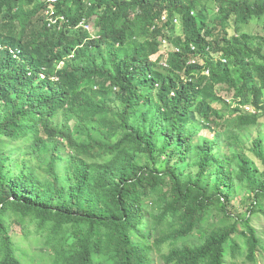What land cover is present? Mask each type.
Instances as JSON below:
<instances>
[{
	"label": "trees",
	"instance_id": "16d2710c",
	"mask_svg": "<svg viewBox=\"0 0 264 264\" xmlns=\"http://www.w3.org/2000/svg\"><path fill=\"white\" fill-rule=\"evenodd\" d=\"M255 19L264 0H0V264L264 258Z\"/></svg>",
	"mask_w": 264,
	"mask_h": 264
},
{
	"label": "rangeland",
	"instance_id": "374dc122",
	"mask_svg": "<svg viewBox=\"0 0 264 264\" xmlns=\"http://www.w3.org/2000/svg\"><path fill=\"white\" fill-rule=\"evenodd\" d=\"M215 14V12H212ZM264 23V19L262 20H253L251 21L246 27H243V31H247L249 33H254V31H257V29H259V26H262ZM89 25V24H88ZM93 30V27L92 25H89V31H92ZM180 30V28H179ZM259 32H263V29H261ZM165 50H168L170 47H161ZM206 73H208L206 71ZM228 101H230L231 103V100L229 99ZM215 106H219V104H214ZM244 134L245 133H248L251 135L252 138L250 139H254V137L256 136H260L263 138V145H264V116L262 118H260V121L259 123L256 125V126H253L251 127L250 129H247V130H243L242 131ZM204 134H206L207 132H203ZM208 136H211V135H208ZM216 150L218 151H221L222 153H228V150L224 144V140L221 141L220 143V147H217ZM252 166H253V163H252ZM195 168L192 167V168H187V171H194ZM214 178V176L212 177V179ZM242 192H246L244 189L242 190ZM240 193L238 195H236L234 197V200H233V207H231V209H234L235 208V211H237L238 214H242L245 212V208L240 206V199H241V196L244 194V193ZM253 225H255V227L262 233V237L264 238V218H262L261 216L257 219H254L252 221ZM13 231H15L16 234L19 233V228L18 226H14L13 228ZM156 264H164V262L162 261V259H160V257L157 255L156 256ZM237 264H253L251 263L250 261H244L243 262V259L240 258V259H237ZM256 264H264V258H261L259 255H257V261H256Z\"/></svg>",
	"mask_w": 264,
	"mask_h": 264
},
{
	"label": "built area",
	"instance_id": "2783aa9c",
	"mask_svg": "<svg viewBox=\"0 0 264 264\" xmlns=\"http://www.w3.org/2000/svg\"><path fill=\"white\" fill-rule=\"evenodd\" d=\"M48 1L54 2L55 0H48ZM46 14H48V18H47L48 26L53 25V24H55L57 22L58 18L53 17L54 12L51 9H48L46 11ZM60 19H63V17H60ZM84 27L89 29V26L86 25V24H84ZM41 77H43V74L41 75Z\"/></svg>",
	"mask_w": 264,
	"mask_h": 264
},
{
	"label": "clouds",
	"instance_id": "9594fccd",
	"mask_svg": "<svg viewBox=\"0 0 264 264\" xmlns=\"http://www.w3.org/2000/svg\"><path fill=\"white\" fill-rule=\"evenodd\" d=\"M173 21H174L175 23H178V19H177V18H173ZM88 26H89V25H88ZM88 30H89V29H88ZM163 44L166 45V42L163 41Z\"/></svg>",
	"mask_w": 264,
	"mask_h": 264
}]
</instances>
